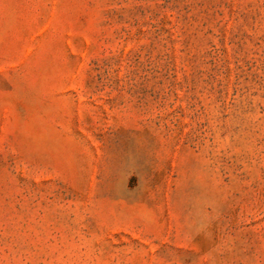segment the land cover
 Listing matches in <instances>:
<instances>
[{"label": "rangeland", "instance_id": "rangeland-1", "mask_svg": "<svg viewBox=\"0 0 264 264\" xmlns=\"http://www.w3.org/2000/svg\"><path fill=\"white\" fill-rule=\"evenodd\" d=\"M0 264H264V0H0Z\"/></svg>", "mask_w": 264, "mask_h": 264}]
</instances>
